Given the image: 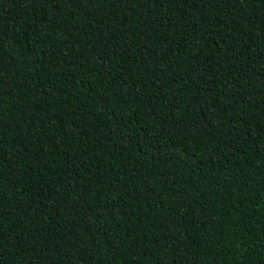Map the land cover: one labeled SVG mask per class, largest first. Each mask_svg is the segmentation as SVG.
<instances>
[{
	"label": "trees",
	"instance_id": "trees-1",
	"mask_svg": "<svg viewBox=\"0 0 264 264\" xmlns=\"http://www.w3.org/2000/svg\"><path fill=\"white\" fill-rule=\"evenodd\" d=\"M0 264H264V0H0Z\"/></svg>",
	"mask_w": 264,
	"mask_h": 264
}]
</instances>
